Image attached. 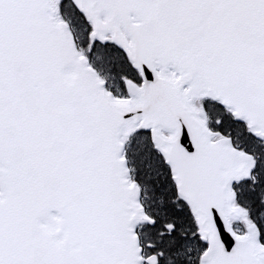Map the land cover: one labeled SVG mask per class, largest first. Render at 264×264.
<instances>
[{"label": "snow or ice", "instance_id": "snow-or-ice-1", "mask_svg": "<svg viewBox=\"0 0 264 264\" xmlns=\"http://www.w3.org/2000/svg\"><path fill=\"white\" fill-rule=\"evenodd\" d=\"M0 264H264V0H0Z\"/></svg>", "mask_w": 264, "mask_h": 264}]
</instances>
